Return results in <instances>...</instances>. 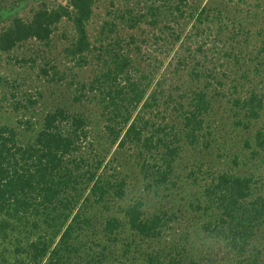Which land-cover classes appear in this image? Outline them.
Returning a JSON list of instances; mask_svg holds the SVG:
<instances>
[{
  "label": "rangeland",
  "instance_id": "obj_1",
  "mask_svg": "<svg viewBox=\"0 0 264 264\" xmlns=\"http://www.w3.org/2000/svg\"><path fill=\"white\" fill-rule=\"evenodd\" d=\"M42 2L66 4V0H0V31L13 17L27 20ZM86 30L89 50L81 58L69 55L73 33L66 22L57 26L46 45L27 41L0 54V124L14 129L19 143L26 144L41 130L46 114L60 109L78 115L87 135L64 157V165L101 161L98 177L124 185L122 199L106 197L103 204L84 202L89 190L84 182L76 186L77 194H82L76 209H82L91 225L84 232L81 251L69 257L64 253L52 264H89V255L97 252V220L108 216L121 220L123 228L118 246L111 250L116 254L104 264H141L133 247L129 258L121 252V245L134 236L120 209L137 200L146 215H164L160 239L145 243L147 248L184 244L195 264H232L225 248L202 229L214 219L213 213L203 215L195 205L210 178L222 172L254 176L253 195H264V152L258 153L254 146L255 132L264 122V102L260 119L249 123L242 119L240 124L241 116L233 107L236 99H246L253 90L264 95V0H98ZM131 82L139 84L149 103L132 112V119L140 116V124L146 123L144 134L176 123L178 104L186 109L190 92L203 91L209 101L204 129L194 143L179 141L169 182L157 188L139 172L136 149L120 148L119 140L113 143L106 129L108 112L99 95L116 86L124 95ZM120 128L117 125L115 131ZM151 159L160 163L162 156L153 152ZM83 165L77 173L86 170ZM53 233L41 224L31 231L20 228L9 245L24 247L41 236L52 250L58 243ZM256 233L259 245L264 244V228ZM1 249L7 257L15 252L12 246ZM47 260L48 256L42 264Z\"/></svg>",
  "mask_w": 264,
  "mask_h": 264
},
{
  "label": "trees",
  "instance_id": "obj_2",
  "mask_svg": "<svg viewBox=\"0 0 264 264\" xmlns=\"http://www.w3.org/2000/svg\"><path fill=\"white\" fill-rule=\"evenodd\" d=\"M96 1L66 0L65 5L55 6L42 2L31 10L27 20L13 17L0 31V54L8 53L27 41L46 45L57 26L66 22L73 33L69 55L81 58L89 50L86 26ZM204 13L203 10L201 14ZM235 61L238 62L237 57ZM42 72L46 75V71ZM127 88L124 95L118 86L99 95L103 109L108 112L110 125L106 129L113 143L119 140L120 148L132 145L136 149L139 172L157 188L169 182L179 141L194 143L204 129L209 101L203 91L190 92L188 107L185 109L183 104H178L180 117L176 123L164 124L163 131L158 126L144 134L146 123L140 124V116L132 119V112L138 106L147 108L149 103L138 83L131 82ZM152 102H157L156 93L152 95ZM263 102L264 95L255 90L244 100L236 99L233 107L237 110L236 115L241 116L240 124L242 119L246 123L260 119ZM118 118H121L119 122ZM64 122L66 128L62 126ZM117 125L121 128L115 131ZM86 135L82 117L69 115L60 109L45 115L41 130L32 142L26 144L19 143L14 129L0 124V264H42L47 256L48 264H52V260H58L64 253L69 257L70 253L81 251L84 232L90 228L91 220L82 214V209H76L82 197L76 189L80 182H84L89 190L84 202L103 204L106 197L123 198L122 182L114 184L98 177L97 166H101V161L97 163L96 160L93 165L84 160L71 167L64 165V157L75 151L76 142ZM254 146L258 153L264 152V122L255 132ZM153 152L162 156L160 163L150 161ZM83 164H86V170L77 173ZM256 183L252 175L227 172L213 175L195 205L203 215L213 213L211 218L214 219L204 223L202 229L209 239L225 248L232 264H264V244L259 245L256 233L264 228V195H253ZM120 212L134 236L132 241L121 245V252L128 253L125 255L127 258L133 247L141 264H195V259L188 257L184 244L159 249L146 247L145 243L152 244L160 239L163 214L146 215L140 200L120 209ZM30 217L37 219L30 220ZM38 224L53 231V238H58L52 250L41 236L27 241L24 247L9 245L14 243L16 230L25 228L31 231ZM122 228L121 220L113 216L97 220V252L89 255V264H104L116 254L111 250L118 246ZM7 238L12 240L4 243ZM136 238L139 239L138 244ZM24 239H27L26 234ZM1 245L12 246L15 252L7 257ZM17 255H22L20 261ZM53 264L59 263L55 261Z\"/></svg>",
  "mask_w": 264,
  "mask_h": 264
}]
</instances>
